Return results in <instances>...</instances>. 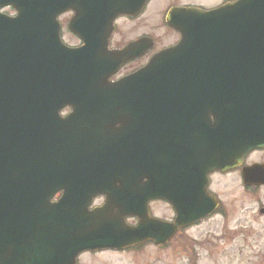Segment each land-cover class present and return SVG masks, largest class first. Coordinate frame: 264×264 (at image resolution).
I'll use <instances>...</instances> for the list:
<instances>
[{"label": "water", "instance_id": "obj_1", "mask_svg": "<svg viewBox=\"0 0 264 264\" xmlns=\"http://www.w3.org/2000/svg\"><path fill=\"white\" fill-rule=\"evenodd\" d=\"M6 5L17 15H0V264H75L85 251L162 244L188 219L176 201L173 224L148 217V201L167 199L153 186L155 174L173 172V181L183 182L187 173L226 172L264 148V0H240L208 15L200 58L182 46L165 50L114 84L107 82L111 69L83 67L79 52L59 45L55 18L63 7L55 0ZM105 6L88 7L110 19L123 13ZM197 60L217 63V82L206 83L199 101L216 115L193 113L197 100L186 96L183 64ZM64 108L73 113L61 118ZM121 110L138 112L125 115L130 130L113 129L124 125L116 121ZM74 118L87 119L94 134H110L79 144ZM156 132L172 134V146H156ZM74 173L91 176L87 194L75 189ZM252 173L261 176L248 181L264 182L262 166L243 170V181ZM99 194L106 205L88 211ZM127 217L137 225L127 226Z\"/></svg>", "mask_w": 264, "mask_h": 264}, {"label": "flooded vegetation", "instance_id": "obj_2", "mask_svg": "<svg viewBox=\"0 0 264 264\" xmlns=\"http://www.w3.org/2000/svg\"><path fill=\"white\" fill-rule=\"evenodd\" d=\"M95 0H55L64 11L56 17L58 26V37L62 47L70 50H78L86 46L87 50L83 53L87 67H108L118 68L116 73L110 77L109 81H117L124 77L134 74L145 66L151 58L158 52L175 47L180 42H185L187 47L195 50L199 49L201 38L200 31L205 27L206 19L202 13L217 10V0H146L141 12L136 15L133 11H128L117 18L110 20L105 15L92 12L78 13V6L93 3ZM107 3L124 2L127 8H131L138 0H102ZM238 0H221L220 5L234 3ZM3 0H0V4ZM13 11L9 8H0V14L10 15ZM97 19V20H95ZM191 67H205L202 62H191ZM206 72L212 73L213 70L193 69L187 72L189 80H202L206 78ZM199 88V85H193ZM196 96V95H194ZM205 109L193 110V113H204ZM70 110L61 111L62 116H66ZM138 114V113H134ZM173 128V117L167 118ZM72 124L76 130L77 137L86 139L93 138V134L88 133V127L84 120L75 118ZM94 127V126H93ZM158 126H156L157 128ZM155 140L156 146L170 147L173 143V135L156 132L150 136ZM264 149L250 153L241 166L233 172L226 174L209 173L201 178L198 174L197 179L187 180L182 183V190L185 197L182 200L184 217L188 224L179 229L177 234L168 241L152 247L159 250L167 249L172 242L183 237L185 242L190 244L186 249L189 260L192 264L197 261L196 248L201 246L200 239H211L217 244V216H225L221 211V202L217 199V177L233 174L239 182L241 191L245 194L256 195L264 191V183L260 186L245 187L241 179V170L253 165H264ZM166 177L165 183H155L156 187H161L163 191L170 195L178 191L177 183L170 181L175 174H155V177ZM189 178V176H187ZM179 186V185H178ZM105 202L102 196L92 200V207H99ZM149 215L154 219L173 223L176 217L173 206L165 200L155 199L148 204ZM201 212H206L201 215ZM254 213L264 218V207H259ZM165 215V216H164ZM136 219L129 220L128 224L134 225ZM206 227L207 232L201 237L202 228ZM216 230V231H215ZM213 235V236H211ZM207 240L204 241V243ZM140 247L124 251H97L87 252L77 257V264H90L94 258L103 254L111 253L123 255ZM217 254V252H216ZM85 258L83 262L81 260ZM196 264V263H195Z\"/></svg>", "mask_w": 264, "mask_h": 264}, {"label": "rangeland", "instance_id": "obj_3", "mask_svg": "<svg viewBox=\"0 0 264 264\" xmlns=\"http://www.w3.org/2000/svg\"><path fill=\"white\" fill-rule=\"evenodd\" d=\"M220 1L217 0V5ZM217 198L225 215L217 216V244L212 238L200 239L195 263L264 264V218L254 213L258 206L264 207V191L256 195L245 194L231 174L217 177ZM206 232L204 227L196 237ZM188 248L190 244L180 236L164 250L146 244L123 255L104 254L90 264H192L186 252Z\"/></svg>", "mask_w": 264, "mask_h": 264}]
</instances>
